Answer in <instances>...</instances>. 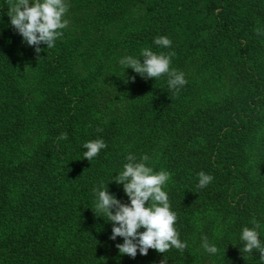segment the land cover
<instances>
[{"label":"trees","instance_id":"obj_1","mask_svg":"<svg viewBox=\"0 0 264 264\" xmlns=\"http://www.w3.org/2000/svg\"><path fill=\"white\" fill-rule=\"evenodd\" d=\"M198 1L197 9L179 10L181 15L159 8L161 2L155 4L145 26L132 36L146 41L154 53L174 52L175 66L199 56V72L184 76L187 83L179 91L169 88L167 76L153 78L148 91L138 86L125 115L104 124L98 119L123 90L112 87L108 97L86 106L82 87L71 85L67 45L55 42L49 49L41 44L39 53L31 47L30 75L40 98L37 106L27 107L17 88L11 44L1 43L0 264H124L135 259L119 254L115 245L123 239L111 240L112 224L103 213L98 217L93 212L94 187L119 174L129 154L137 162L147 155L146 164L154 172L171 174L162 190L177 216L179 239L187 243L184 251L172 248L161 254L149 249L147 264H210L208 253L197 245L205 236L209 242L212 234L230 230L236 232L235 241L224 245L216 264H261L260 253L243 252L239 240L244 227L255 228L264 245V211L250 201L242 164L245 148L240 144L252 133L253 122L264 129L259 62L264 35L256 34L257 28L264 30V0H251L240 12L232 0ZM10 4L0 0V21L8 27L9 38H21L10 24ZM94 5L97 15L89 27L95 29L119 10L114 1L96 0ZM175 26L180 36L172 49L154 44L157 37L169 38ZM203 62L211 65L213 76L220 69L235 79L230 94L208 98L207 89L198 83ZM63 133L67 139L59 140ZM97 139L107 147L91 161L84 159L82 145ZM201 171L213 177L204 188L197 187ZM107 188L122 203L129 202L123 185L110 182ZM218 213L219 223L225 222L221 228L211 226Z\"/></svg>","mask_w":264,"mask_h":264},{"label":"rangeland","instance_id":"obj_2","mask_svg":"<svg viewBox=\"0 0 264 264\" xmlns=\"http://www.w3.org/2000/svg\"><path fill=\"white\" fill-rule=\"evenodd\" d=\"M96 0H66L69 5L68 12L65 14L64 19L68 20V25L63 29V36L56 40L59 44L67 45L68 57L70 61L69 73L71 85L82 87L86 106L92 102L99 103L100 97H108L112 87H117L123 90V95L117 99L108 113L98 119L99 123L110 122L117 117H123L124 108L127 106L128 101L135 96L138 86H144L148 91L154 84V79H144L140 75H135V72L124 67L119 63L120 59L126 56L139 57L140 52L144 48H148L144 40H134L133 34L145 26L149 15L155 9L154 5L161 2L159 8L171 9L176 15H181L179 10L192 12L198 8V0H105L114 1L119 6V10L110 17L105 26L101 25L95 29L89 27V23L97 15ZM99 1V0H98ZM251 0H232L234 6L240 11L249 5ZM15 0H11L14 3ZM165 4V6H164ZM186 10V11H185ZM174 19L179 20L177 17ZM175 20V21H176ZM7 26V25H6ZM169 39L173 41L180 36V31L177 26L173 27L170 31ZM14 38V39H13ZM9 41L12 48L13 56L15 58L17 75L19 78V91L24 97L23 104L27 107L37 106L40 96L36 92V85L33 82L31 71V61L28 53L31 51V46L22 42V37L15 38V36H8V27L0 21V45L3 41ZM172 49L173 46L168 47ZM197 57V58H196ZM199 56L190 58L183 64H177V61L171 59L172 69L182 72L184 76L189 77L192 72L198 71L197 65L200 64L201 59ZM202 58V57H201ZM143 62V58H139ZM261 63V75L264 77V56L259 60ZM98 66L96 70L95 67ZM211 65L208 62H203L200 68L202 76L199 77L202 86H205L209 99L213 93L222 92L230 94L236 86L235 79L228 75L225 70H218V75H212L213 71L210 70ZM132 72H134L132 74ZM199 72V71H198ZM197 74V73H196ZM221 75V76H220ZM139 76V80L137 79ZM134 77V80L130 79ZM219 80L215 81V79ZM141 80H143L141 82ZM136 81H138L136 83ZM144 90V91H145ZM143 91V92H144ZM142 92V93H143ZM126 95V96H124ZM203 109V103L200 105ZM253 131L249 137L241 142L244 147L242 164L244 173L249 179V195L252 205L264 211V149L261 147L263 141L264 129L260 127L258 121L253 122ZM264 213V212H263ZM221 217L220 213L214 217L215 224L211 225L221 228L222 223H219L218 218ZM225 220V219H222ZM218 223V224H217ZM227 229H230L229 227ZM236 237L235 231H227L226 233H214L212 238H209V243L217 246L219 251L215 254H207L209 257L208 263L216 264L217 258L220 253L225 250L228 242H234ZM203 240V239H202ZM203 242V241H202ZM227 242V243H226ZM198 244L197 246H200ZM223 246V249L221 248ZM145 256H136L135 259L130 260L124 264H147L149 258L146 260Z\"/></svg>","mask_w":264,"mask_h":264},{"label":"clouds","instance_id":"obj_3","mask_svg":"<svg viewBox=\"0 0 264 264\" xmlns=\"http://www.w3.org/2000/svg\"><path fill=\"white\" fill-rule=\"evenodd\" d=\"M68 9L66 0H15L10 4L8 16L11 26L22 37V42L39 53L41 44L51 49L56 40L63 36L62 30L68 25V20L64 19ZM256 34L264 35V30L257 28ZM153 42L163 48L170 47L172 43L166 36L157 37ZM174 55V52L157 54L150 48H144L139 57L126 56L119 63L124 70L130 68L144 79L167 76L169 88L179 91L187 81L182 72L170 69L171 57ZM130 79L134 80V77ZM58 139L66 140L67 134H61ZM82 147L86 149L83 158L91 161L107 145L102 139H97L84 143ZM125 159L127 163L123 165V170L115 177L110 176L108 183L123 185V191L129 200L127 204L109 193L108 183L93 189L96 196L94 214L100 217L97 213H103L112 224L111 240H116L117 237L123 239L122 243L115 245L119 254L135 258L137 253L147 255L149 249L161 254L172 248L184 251L187 243L179 239L174 227L177 216L170 210L169 197L162 190L171 174L163 170L154 172L146 164L149 160L147 155L140 157L139 162L133 154L127 155ZM198 175V188L206 187L213 180L210 174L203 171ZM140 229L144 231H139ZM239 240L242 242L243 252L258 251L261 264H264V245L255 228L244 227ZM201 247L212 255L219 251L217 246L208 242L206 236L203 237ZM161 264L165 262L162 261Z\"/></svg>","mask_w":264,"mask_h":264}]
</instances>
